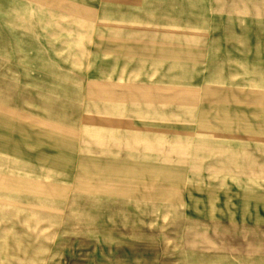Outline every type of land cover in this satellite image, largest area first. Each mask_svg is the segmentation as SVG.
Instances as JSON below:
<instances>
[{
	"label": "crops",
	"instance_id": "0c3cea01",
	"mask_svg": "<svg viewBox=\"0 0 264 264\" xmlns=\"http://www.w3.org/2000/svg\"><path fill=\"white\" fill-rule=\"evenodd\" d=\"M28 84L38 169L161 172L196 123L264 137V0H0V107ZM122 178L138 186L93 187L91 218L120 203L124 218H156L162 179ZM115 231L99 221L91 233Z\"/></svg>",
	"mask_w": 264,
	"mask_h": 264
},
{
	"label": "rangeland",
	"instance_id": "374dc122",
	"mask_svg": "<svg viewBox=\"0 0 264 264\" xmlns=\"http://www.w3.org/2000/svg\"><path fill=\"white\" fill-rule=\"evenodd\" d=\"M236 3L227 0L228 6ZM98 4L106 6V0ZM24 88L6 101L17 105L0 107V264H138L133 259L139 258L143 264H264V137H222L196 123L182 153L164 154L161 172L38 169L30 163L37 136L30 84ZM65 157L75 164V155ZM129 173L148 183L162 179V209L133 213L157 217L124 218L127 206L120 203L119 212H103L115 217L91 218L101 205L90 202L92 188L114 184L126 193L138 186L137 179L125 184L122 176ZM249 197L258 200L247 202ZM237 198L243 203L237 205ZM99 221L119 233L92 234Z\"/></svg>",
	"mask_w": 264,
	"mask_h": 264
},
{
	"label": "bare ground",
	"instance_id": "6f19581e",
	"mask_svg": "<svg viewBox=\"0 0 264 264\" xmlns=\"http://www.w3.org/2000/svg\"><path fill=\"white\" fill-rule=\"evenodd\" d=\"M0 177H2V176H0ZM22 182H17V184H21Z\"/></svg>",
	"mask_w": 264,
	"mask_h": 264
}]
</instances>
